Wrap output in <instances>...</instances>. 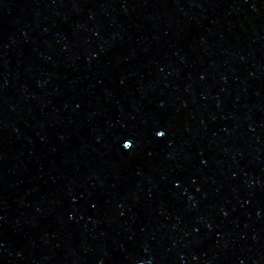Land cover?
Listing matches in <instances>:
<instances>
[{
  "label": "water",
  "instance_id": "95a60500",
  "mask_svg": "<svg viewBox=\"0 0 264 264\" xmlns=\"http://www.w3.org/2000/svg\"><path fill=\"white\" fill-rule=\"evenodd\" d=\"M0 264H264V0H0Z\"/></svg>",
  "mask_w": 264,
  "mask_h": 264
}]
</instances>
